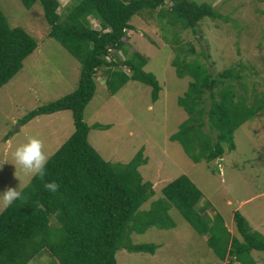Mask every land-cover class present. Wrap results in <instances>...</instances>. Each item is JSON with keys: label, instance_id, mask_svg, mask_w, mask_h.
Here are the masks:
<instances>
[{"label": "trees", "instance_id": "1", "mask_svg": "<svg viewBox=\"0 0 264 264\" xmlns=\"http://www.w3.org/2000/svg\"><path fill=\"white\" fill-rule=\"evenodd\" d=\"M19 1L25 8L39 3L48 26L45 35L78 62L79 74L73 90L28 110L18 119L24 124L36 115L69 110L72 131L49 155L44 177L29 178L23 199L0 211V264H26L42 255L48 258V264H117L114 254L118 248L152 253V243H130L125 238L151 227H172L171 208L196 232L208 233L206 241L212 249L217 245L213 249L217 256L223 259L225 253L228 255L224 264L240 260L242 253L251 249L264 252V235L251 229L237 210L232 212V220L240 240L218 227L219 215L214 214L210 224L199 216L194 208L200 191L184 174L163 184L160 196L151 198V182L143 180L138 171L146 161L141 148L125 162L104 160L89 144L87 133L89 128L109 126L87 125L82 118L83 107L94 91L96 73L103 74L109 94L126 81L135 80L150 86L152 101L157 98L159 86L154 75L142 70L145 56L126 48L125 32L133 27V15L157 20L161 38L174 46L177 31L188 29L196 34L202 18L225 20L224 16L210 4L194 0H70L61 8L57 0ZM166 1L169 5L164 8ZM88 18L96 20L98 28L90 26ZM35 46L34 38L20 27L8 26L0 11V86L20 69ZM116 51L122 58L116 57ZM174 51L183 53L180 59L170 60L175 75H188L190 81L182 96L176 98L187 117L169 138L178 141L193 161L218 158L222 144L231 149L234 129L253 114V107L237 97L239 93L231 84L240 79L239 68L229 65L211 72L205 64L209 54L200 46L199 52L190 44L186 49L177 45ZM188 52L195 56L186 60ZM49 181L59 185L57 192L45 189ZM239 264H252V260Z\"/></svg>", "mask_w": 264, "mask_h": 264}, {"label": "rangeland", "instance_id": "2", "mask_svg": "<svg viewBox=\"0 0 264 264\" xmlns=\"http://www.w3.org/2000/svg\"><path fill=\"white\" fill-rule=\"evenodd\" d=\"M57 1L61 8L70 0ZM194 1L210 4L225 20L202 18L196 34L188 29L177 31L175 46L161 38L159 25H155L157 20L147 21L144 15L131 17L133 27L125 32L126 48L145 56L142 70L154 75L159 86L157 98L152 101L150 86L135 80L126 81L109 94L103 85V74L96 73L94 91L83 107L82 118L87 125L98 123L109 128H89L87 140L104 160L110 162H125L141 148L146 161L138 171L143 180L151 182L154 191L151 198L160 196L163 184L184 174L201 194L195 212L209 224L215 215H220L218 227L223 228L224 224L227 227L232 212L237 210L250 228L264 235V100H260L264 96V0ZM168 5L166 1L164 8ZM0 11L8 26L22 28L36 41L35 48L22 60L20 69L0 86V160L9 161L0 166L2 195L7 188H21L29 180L11 163L16 146L24 143L28 136H36L44 142V150L50 155L71 133L69 110L36 115L24 124L18 119L28 110L73 90L79 64L55 40L45 35L48 26L37 1L25 8L19 0H0ZM88 22L98 28L96 20L88 18ZM188 44L196 52L200 46L209 54V60L204 61L211 72L229 65L239 68L240 79L231 84L239 93L237 97H242L253 107L252 116L234 129L233 147L228 149L222 144L221 156L209 161L204 158L193 161L178 141L169 138L187 117L176 98L182 96L190 81L188 75H175L170 60L183 57V53L177 54L174 47L182 45L186 49ZM114 53L117 58H122L120 51ZM194 56L193 52H188L185 59ZM125 72L129 74V71ZM203 130L208 131L206 127ZM147 205L148 202L141 207ZM169 213L174 223L172 227H151L142 233L131 232L125 238L130 243L159 244L153 254L118 248L114 255L116 263L221 264L214 251L217 245L214 250L208 246V233L196 232L172 208ZM236 236L239 237L238 233ZM217 244L221 246V243ZM250 260L252 264H264V252L251 249L242 253L238 261ZM48 262L42 255L26 264Z\"/></svg>", "mask_w": 264, "mask_h": 264}, {"label": "clouds", "instance_id": "3", "mask_svg": "<svg viewBox=\"0 0 264 264\" xmlns=\"http://www.w3.org/2000/svg\"><path fill=\"white\" fill-rule=\"evenodd\" d=\"M48 159L49 155L46 154L44 150V142L36 136H28L24 143L15 147L12 152L11 163L28 178L35 176L43 178L46 174L45 166ZM5 162L9 161L7 159L0 160V166ZM25 187H27V184L23 185L21 188H7L3 194L0 195V211L6 210L15 201L23 199L22 192ZM44 187L47 191L52 193L57 192L59 189V185L55 181L45 183Z\"/></svg>", "mask_w": 264, "mask_h": 264}, {"label": "crops", "instance_id": "4", "mask_svg": "<svg viewBox=\"0 0 264 264\" xmlns=\"http://www.w3.org/2000/svg\"><path fill=\"white\" fill-rule=\"evenodd\" d=\"M109 128V127H108ZM107 128V129H108ZM107 129H104V130H107ZM263 194H264V191H263ZM240 205V202L239 203H237V205L235 206V209L237 208V206H239ZM242 215V214H241ZM220 216V215H219ZM243 216V215H242ZM232 223H233V220H231L230 222H229V225H227V227H226V224H224L223 225V228H225L226 229V231L229 233V236H233V235H235L236 236V232H235V227H234V230L232 229ZM249 224V223H248ZM250 226V225H249ZM252 229V228H251ZM254 230V229H253ZM203 234H206V233H203ZM263 235V234H262ZM238 238V237H237ZM207 239V238H206ZM239 239V238H238ZM240 240V239H239ZM159 246V244H155V248H154V251H155V249L157 248ZM154 251L152 252V253H149V254H153L154 253ZM115 255V254H114ZM226 256V257H225ZM232 258H234V257H232ZM227 259H228V255L225 253L224 254V257H223V259H218V261H220L221 262V264H224L226 261H227ZM232 264H239L238 263V261H235L234 259H233V262H232Z\"/></svg>", "mask_w": 264, "mask_h": 264}]
</instances>
